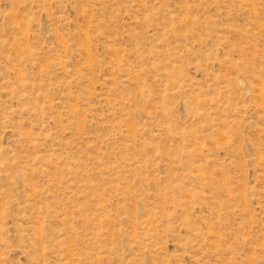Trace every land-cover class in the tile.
<instances>
[{"label": "rangeland", "instance_id": "374dc122", "mask_svg": "<svg viewBox=\"0 0 264 264\" xmlns=\"http://www.w3.org/2000/svg\"><path fill=\"white\" fill-rule=\"evenodd\" d=\"M0 264H264V0H0Z\"/></svg>", "mask_w": 264, "mask_h": 264}]
</instances>
